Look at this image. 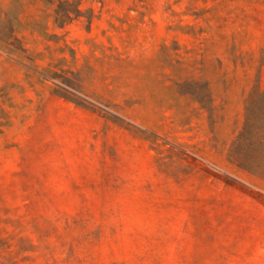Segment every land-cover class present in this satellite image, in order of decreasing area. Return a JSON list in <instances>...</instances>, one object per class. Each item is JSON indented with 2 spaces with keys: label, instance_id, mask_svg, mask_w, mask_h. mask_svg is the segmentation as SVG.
<instances>
[{
  "label": "rangeland",
  "instance_id": "rangeland-1",
  "mask_svg": "<svg viewBox=\"0 0 264 264\" xmlns=\"http://www.w3.org/2000/svg\"><path fill=\"white\" fill-rule=\"evenodd\" d=\"M80 8L57 28L40 0H0L35 58L0 50V264H264V181L234 148L264 4Z\"/></svg>",
  "mask_w": 264,
  "mask_h": 264
},
{
  "label": "trees",
  "instance_id": "trees-1",
  "mask_svg": "<svg viewBox=\"0 0 264 264\" xmlns=\"http://www.w3.org/2000/svg\"><path fill=\"white\" fill-rule=\"evenodd\" d=\"M43 5L51 9L52 23L57 28H64L73 21L86 17H91V12H83L80 8L81 0H40ZM251 3L264 4V0H249ZM16 20L15 23H18ZM9 22H0V50L10 58H16L21 63H34V59L29 57L21 42L13 37L14 27L9 26ZM41 36L47 35L45 30H34ZM261 66L264 67V57ZM49 72L40 74L43 79L48 78ZM52 78L57 77L51 74ZM64 98L70 99L65 94H58ZM242 146L246 149L247 157L238 162L241 168L247 170L254 176L264 181V90L257 89L250 94L245 108V122L240 133L235 150Z\"/></svg>",
  "mask_w": 264,
  "mask_h": 264
}]
</instances>
